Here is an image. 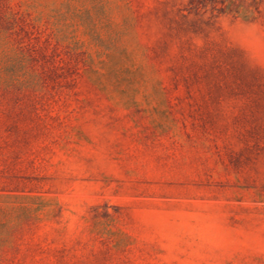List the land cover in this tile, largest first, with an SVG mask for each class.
<instances>
[{
    "label": "rangeland",
    "instance_id": "1",
    "mask_svg": "<svg viewBox=\"0 0 264 264\" xmlns=\"http://www.w3.org/2000/svg\"><path fill=\"white\" fill-rule=\"evenodd\" d=\"M48 1H70V32L118 29V0ZM124 1L159 82L138 105L95 84L48 24L18 19L42 86L0 89V192L58 204L0 264H264V0ZM11 8L0 0V23Z\"/></svg>",
    "mask_w": 264,
    "mask_h": 264
},
{
    "label": "trees",
    "instance_id": "2",
    "mask_svg": "<svg viewBox=\"0 0 264 264\" xmlns=\"http://www.w3.org/2000/svg\"><path fill=\"white\" fill-rule=\"evenodd\" d=\"M226 1L227 9L236 3V0ZM18 2L19 9L11 8L6 14L9 23H0V89H39L42 86V77L33 67L30 55L13 37L18 19L28 16L36 24H48L54 38L70 46L72 51L85 54L86 74L111 98L132 106L139 104L136 95L141 90L148 98L159 95V82L152 76L148 65L136 58L137 45L132 38L136 18L129 2L118 0L115 3L120 22L113 35L68 31L70 1L55 8L48 0ZM101 12L103 18L108 19L107 2L103 3ZM75 16L82 24L81 15L77 13ZM57 204L54 199L41 194L0 192V261L4 249L13 242L15 230L32 220L49 218Z\"/></svg>",
    "mask_w": 264,
    "mask_h": 264
}]
</instances>
